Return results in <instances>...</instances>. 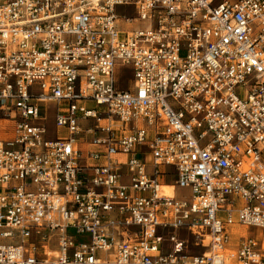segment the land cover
Returning <instances> with one entry per match:
<instances>
[{
    "label": "built area",
    "instance_id": "obj_1",
    "mask_svg": "<svg viewBox=\"0 0 264 264\" xmlns=\"http://www.w3.org/2000/svg\"><path fill=\"white\" fill-rule=\"evenodd\" d=\"M0 264H264V0H0Z\"/></svg>",
    "mask_w": 264,
    "mask_h": 264
},
{
    "label": "rangeland",
    "instance_id": "obj_2",
    "mask_svg": "<svg viewBox=\"0 0 264 264\" xmlns=\"http://www.w3.org/2000/svg\"><path fill=\"white\" fill-rule=\"evenodd\" d=\"M127 69L128 68H123V67L117 68L116 78L118 80V83H120V88L124 90H132L134 87V77L132 74L125 72ZM35 92L39 93V87L35 88ZM41 114H42V119H44V121H38V123L45 126L47 133H48L47 134L48 138H51V139L56 138L57 134L61 132V130L58 129L56 125V120H55L56 108L54 107L53 104L42 105ZM82 126L83 128L96 127L95 123L92 121L84 122L82 123ZM177 197L178 199H181V200L189 199L190 197L189 190L178 188ZM229 232L232 234L231 235L232 242L236 244L240 242L241 235L249 234L252 236H256L258 235L259 231L255 229H251V228H237L236 232H238V234H236V232H234L233 229H230ZM34 239L36 242L40 240L37 237H35ZM55 247H56L55 242L51 241L50 249H55Z\"/></svg>",
    "mask_w": 264,
    "mask_h": 264
},
{
    "label": "bare ground",
    "instance_id": "obj_3",
    "mask_svg": "<svg viewBox=\"0 0 264 264\" xmlns=\"http://www.w3.org/2000/svg\"><path fill=\"white\" fill-rule=\"evenodd\" d=\"M164 190L168 193H171L172 192V188H168V187H165Z\"/></svg>",
    "mask_w": 264,
    "mask_h": 264
}]
</instances>
